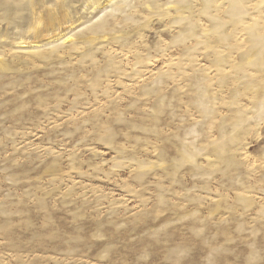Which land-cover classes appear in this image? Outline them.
I'll use <instances>...</instances> for the list:
<instances>
[{
  "label": "rangeland",
  "instance_id": "1",
  "mask_svg": "<svg viewBox=\"0 0 264 264\" xmlns=\"http://www.w3.org/2000/svg\"><path fill=\"white\" fill-rule=\"evenodd\" d=\"M0 264H264V0H0Z\"/></svg>",
  "mask_w": 264,
  "mask_h": 264
}]
</instances>
